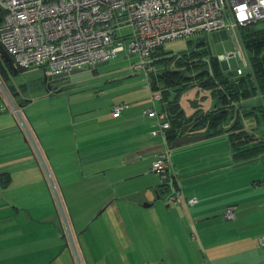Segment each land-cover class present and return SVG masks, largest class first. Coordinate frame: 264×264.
<instances>
[{"label":"crops","instance_id":"1","mask_svg":"<svg viewBox=\"0 0 264 264\" xmlns=\"http://www.w3.org/2000/svg\"><path fill=\"white\" fill-rule=\"evenodd\" d=\"M0 61L13 72L1 56ZM92 87L96 88L90 93L91 99L81 98L67 112L26 114L49 158L62 198L66 199L71 225L76 231V217L83 215L88 224L105 204L99 217L119 202L140 208L142 216L149 213L145 210L166 209V214H159L163 216V226L171 227L169 218L174 210L167 204L169 194L165 196L163 184L153 185L147 179L157 156L168 147L163 136L151 133L158 130L156 120L145 117V111L156 109L153 107L157 102L146 107L150 100L147 92L132 93L134 97L116 93L114 98L104 99L107 92L103 86ZM62 88L56 87L63 92L66 88ZM47 91L49 99L62 94ZM19 103L24 109L29 102ZM121 104L128 108L116 117L114 107ZM156 110L159 112V108ZM135 120L146 122L138 123L136 127L142 126L135 130L130 124ZM168 149L180 194L183 192L188 202L196 200L189 207L177 209L174 215L189 220L190 226L180 229L189 234L192 231L189 239L197 246L191 249L188 242L182 244V237L174 243L177 250L171 256L183 260L182 264L186 260L195 264H264V248L260 246L264 237V210L260 209L264 204L263 158L234 164L228 134ZM38 163L12 112L1 108L0 264H70L63 253L68 240L61 228V217ZM206 170L211 172L208 176L203 173ZM204 177L207 180L202 183ZM71 199L78 200L79 210L77 205H68ZM162 199H166V208L159 206ZM230 207H236L234 219L225 218ZM119 208L113 209L118 213ZM116 212L109 216L110 221L115 220ZM172 233L175 235L176 230ZM141 241L121 244L122 257L131 263L146 264L136 261V256L149 252L146 247L150 245ZM186 245L188 250L184 251ZM164 254L150 259V263L163 262Z\"/></svg>","mask_w":264,"mask_h":264},{"label":"built area","instance_id":"2","mask_svg":"<svg viewBox=\"0 0 264 264\" xmlns=\"http://www.w3.org/2000/svg\"><path fill=\"white\" fill-rule=\"evenodd\" d=\"M0 18V45L13 63L27 69H42L53 78L84 67H96L126 54L139 59L132 68L147 79L155 71L153 56L165 43L193 37L199 41L216 32H224L238 42L234 54H221L218 60L229 70L231 57L237 56L251 72L242 31L264 21V0H0ZM235 74L243 76L244 72L238 68ZM0 91L55 195L62 231L75 262L84 264L58 183L23 106L15 104L1 79ZM152 99L159 101L160 96ZM127 108L125 104L117 105L113 115L118 117ZM145 115L157 117L158 130L153 135L165 139L170 128L165 115L156 109L146 110ZM168 153L167 147L166 152L157 156L151 171L167 188V204L179 205L178 179ZM189 203L195 204L196 200ZM235 217L236 207H230L225 218ZM260 246L264 248V237Z\"/></svg>","mask_w":264,"mask_h":264},{"label":"rangeland","instance_id":"3","mask_svg":"<svg viewBox=\"0 0 264 264\" xmlns=\"http://www.w3.org/2000/svg\"><path fill=\"white\" fill-rule=\"evenodd\" d=\"M253 27L255 30L264 29V21L254 24ZM202 39H206L210 48V52L214 57H217L225 53L234 54L238 46V42L230 37H226L224 32H216L210 34L207 37H203ZM197 40L198 37L170 41L165 43L163 48L166 53L178 54L188 51L191 47H193L196 44ZM138 60L139 59L137 57H132L126 54H122L117 59L111 62L102 63L99 64L96 68H93L95 70H98L99 71L98 73L96 71L89 70V67H84L83 70H85V72L83 73L76 75L68 74L62 77L54 78L51 83L53 89H56V87L59 88L65 87L66 89L62 92V94H54L51 99H49L48 97L49 95L47 91L48 84L45 83V77L47 74H45L44 70L42 69L31 68L26 72L18 74L17 76H15L14 73L11 72L9 69H6L5 78L2 77L1 73H0V77L2 82L4 83V86L8 89L9 87H12L13 89L12 94L18 95L16 97L13 96L16 105L20 106L19 101L29 102L28 105H26L23 109L25 115L27 113L28 115L31 114L33 116H35L36 113L49 114L55 112L56 110L62 111L65 109L67 112L70 110V107L74 106V103H76L81 98L91 99L92 96L90 95V93L91 91H94V89L96 88L92 86L97 84L103 86L104 88L103 90L107 92V95L103 97L104 99L114 98V96H116L117 94L134 97L132 93L141 95L143 92H147L149 93V99H150L147 101L146 107H148L156 102H153L152 100V92L148 87V81L144 77L145 75L140 72H136L135 69L132 68L138 62ZM229 66L230 69L228 71H232L234 72V74L238 68H242L244 74H247L249 71L244 65V63L241 62L240 58H238L237 56L231 57ZM161 67L164 68L165 65L161 64L160 68ZM175 67L176 66L172 65V68ZM208 67L212 71L211 65H208ZM201 71L202 69L189 71L191 77H194L192 80L193 83L192 88L182 93L179 98L182 110L184 111L186 117L188 118L193 116L197 111L201 109H204L205 111H208L209 109L211 110L212 108L215 107L216 104V101H214L213 98L211 97V90L209 88H205L199 85L197 78L195 79V76L198 75ZM234 74L232 77H236ZM87 89H89L88 91L89 93L86 91ZM92 94L95 95L93 92ZM173 99H175L174 93L170 95V100ZM120 101H125V100H120ZM89 102L90 100L87 102V104ZM133 102H135V104L140 103L137 100H133ZM242 104L244 106L256 107V106H262L263 101L260 98H253L251 100L243 101ZM163 105H164L163 102L158 101L157 105H155L153 108L156 109L159 108V112L161 113L162 111H164ZM263 107L261 108V111L255 109L254 110L255 114L251 116L242 117V121L245 126V129L248 130L249 132H254V134L258 138H264ZM1 108L7 111L11 109L9 103L7 102L6 97L0 91V109ZM133 108H135V106ZM145 117L151 121L156 120L157 124H159L157 118L155 117L150 118L148 116ZM142 121L144 120H135L130 122V124L133 125L134 128L137 126L138 123H142ZM231 125H232V120L229 119L225 124V128H230ZM141 126L142 125H139L138 127L135 128V130H137ZM122 134H127V132L124 133L122 132ZM37 139L42 148L38 136ZM121 144H123V142H121ZM161 149H163L162 146ZM261 155L262 156H259V158L262 157L264 160V153ZM148 156L150 155L148 154ZM259 158H256L254 160H257ZM46 160L49 163V158H47V156H46ZM39 166L41 165L39 164ZM203 173H206V175L208 176L211 172H209V170H206ZM204 178L205 179H202V183H204L207 180V177ZM147 179H149L153 185L155 183H157V186L162 185V181L160 177L157 174L155 175V173L150 174L149 177H147ZM188 181L189 180H186L185 181L186 183L183 185L184 193L187 191L186 188L188 186L187 183ZM119 185L120 184H118L117 187H119ZM59 191L61 193L60 189ZM50 193L54 200L56 210L58 211L59 208L56 203L55 195H53L52 192ZM164 194L166 196L168 195V192L165 191ZM181 194H182L181 195L182 205L174 204L169 206L174 210L171 211V217L169 218L173 223L171 227L163 226V222H162L163 216L159 214V212L162 214H166L163 212L166 209H162L161 207H156V211L155 209L145 210L146 212L149 213H145V215L142 216L140 212V208L136 209L133 206H129L119 202L115 203L113 207L115 209L118 206L120 207L119 209H117L118 213L115 211V209L111 208L102 215H100L99 217V213L103 211L104 208L107 206V204H105L98 211V213L95 214L91 218V220H89L88 224L85 223L84 220L85 218L83 215L76 217L75 222L77 225V230H76L77 232L74 230L73 225L71 226H72L74 238L77 241L78 249L84 264H136L134 262L132 263L129 262L127 257H122L121 244L133 245L132 242L141 241L142 239L144 240L143 242L145 244L150 245V247L149 246L146 247V249L149 252L141 256H136L137 262L142 260V261H146L147 262L146 264H153L152 262L150 263V259H154L157 256H159V254L164 252L165 253L164 261L158 264H182L181 261L183 260L180 259L176 260L175 257L171 256V254H173L177 250V247L174 246V243L178 241L180 238L184 237L182 240V244L184 243L187 244L188 242L189 248L191 249H193V246L196 247L197 245L193 244V242H191V240L189 239V237H191L190 236L191 233H193L192 231L189 234V232L187 233L184 232V230L181 231L180 229L181 227L186 228V225L190 226L189 220H184V219L182 220L180 216L175 217L174 215L175 211H178L177 209H180L182 206L189 207L188 205H190L187 199L184 198L183 192ZM162 202H161L162 204L159 206H163L164 208H166L167 207L165 205L166 199L165 202L164 200ZM63 205L65 207L66 212L69 213L66 199L63 200ZM68 205L73 208H75L77 205L79 210L77 199L69 200ZM260 209L264 210V204ZM115 212L117 213V215H115L114 217L115 220L110 221L111 219L109 218V216H113ZM122 218L124 219V222H121ZM255 227H257V225H255ZM61 228L63 230V227ZM173 229L176 230L175 235L172 233ZM188 245L184 247L185 248L184 251L188 250ZM64 246L65 249L63 253L65 254L66 257H69L70 264H76L75 258L70 250V247L66 245V241L64 242ZM183 264H195V262L194 263L188 262V260H186L185 262H183ZM198 264H200L199 261Z\"/></svg>","mask_w":264,"mask_h":264},{"label":"trees","instance_id":"4","mask_svg":"<svg viewBox=\"0 0 264 264\" xmlns=\"http://www.w3.org/2000/svg\"><path fill=\"white\" fill-rule=\"evenodd\" d=\"M242 40L252 63V71L243 76H237L232 71L220 72L217 76L212 74L210 78L200 76L201 72L210 70V48L206 39L197 41L193 47L182 53L170 54L161 48L154 54L155 71L148 76L147 81L152 96H160L159 101L164 103L163 113L157 112L165 115V121L170 125L165 133L168 148H172V144L181 136V131L186 126L188 117L183 114L179 98L182 93L192 88L194 77H191L189 71L202 69L195 79L197 78L199 85L211 90V97L216 104L211 110H199L196 116L199 119L192 122L188 134H228L234 164L252 161L264 153V138H258L254 132L246 130L242 121L243 116L255 114V109L261 111L264 105V29L248 27L242 31ZM161 64L165 67L160 68ZM172 65L176 67L172 68ZM233 74L236 77H232ZM8 91L12 94V87ZM172 93L175 94V99L170 100ZM257 97L262 99V106L249 107L242 104L243 101ZM229 119L232 120V125L225 128ZM164 188L167 191L165 186Z\"/></svg>","mask_w":264,"mask_h":264},{"label":"water","instance_id":"5","mask_svg":"<svg viewBox=\"0 0 264 264\" xmlns=\"http://www.w3.org/2000/svg\"><path fill=\"white\" fill-rule=\"evenodd\" d=\"M0 22H1V18H0ZM0 56L11 67V69L13 70L15 76H17L18 74L26 72V71L29 70V69L24 68V67L16 66L13 63V60L10 57V55L4 50L3 46H1V45H0ZM209 62H210V65L212 67V71L211 70H207V71L201 72L200 76H205L206 78H210V76L212 74L217 76V75H219L220 72H228L227 66L224 63L220 62L217 57H214L211 54V52H210V55H209ZM92 69H93L92 67H89V70H92ZM83 72H85V70L77 69V70H73L70 74L71 75H76V74H80V73H83ZM53 79L54 78L52 76L46 75V77H45V83L48 84V90H50V91L53 90V88L50 85V83L52 82ZM57 93H61V91L58 90ZM14 96H16V95H14ZM183 114H185L184 111H183ZM198 114H199V111H197L193 116H191V117L186 119V121H185L186 126L184 127V129H182L181 136L172 144V148H178V147H181L183 145L196 143L198 141L207 139L209 137L208 134H206V135H194V136H191V135L187 134V132L191 128L192 122H195L197 119H199V118H196V116ZM187 123H189V124H187Z\"/></svg>","mask_w":264,"mask_h":264},{"label":"flooded vegetation","instance_id":"6","mask_svg":"<svg viewBox=\"0 0 264 264\" xmlns=\"http://www.w3.org/2000/svg\"><path fill=\"white\" fill-rule=\"evenodd\" d=\"M6 69H8V67L6 66V64H4L3 62H1L0 61V73H1V75H2V77H4L5 78V73H6ZM0 79H1V77H0ZM2 81V80H1ZM52 83V82H51ZM51 83H50V85H51ZM51 87H52V85H51ZM53 88V87H52ZM53 90H55L56 92L58 91V89H53ZM62 92V91H61ZM11 95V94H10ZM13 96L14 95H11V98L13 99ZM14 97H16V96H14ZM13 101H14V99H13ZM15 102V101H14ZM187 134H188V132H187ZM188 135H190V134H188Z\"/></svg>","mask_w":264,"mask_h":264}]
</instances>
